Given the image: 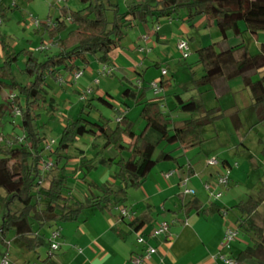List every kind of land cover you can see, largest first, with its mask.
<instances>
[{
  "label": "trees",
  "instance_id": "1",
  "mask_svg": "<svg viewBox=\"0 0 264 264\" xmlns=\"http://www.w3.org/2000/svg\"><path fill=\"white\" fill-rule=\"evenodd\" d=\"M79 1L87 5L68 17L75 29L67 38L58 41L57 54L46 57L44 62H38L27 53L25 73L33 79L30 84L22 87L14 81L11 63L15 57H10V62L6 61L0 68V93L4 88L20 90L22 98L16 96L14 102L21 113L23 135L30 142L27 147L26 144H17L14 139L11 146L2 147L0 138V190L6 195L5 198L0 196V203L5 209L0 225V243L6 246V236L12 232L25 245V249L32 253H37L43 246V241L48 240L41 233L43 229H51V233L59 227L58 224L77 221L86 209L106 212L119 205L125 206L128 191L138 189L157 164L158 160L153 155L161 144L178 143L185 150L196 148L202 143V127L220 117L217 109L206 110L197 99L183 100L176 96L175 101L180 111L197 117H191L169 129L170 121L163 116L158 104L141 102V95L135 103L140 107L139 118L143 121V128L138 133L133 131L134 123L121 115L118 116L120 120L114 129L107 121L91 122L85 117H78L62 129L52 154V169L44 175L38 167L42 160L43 139L34 127V111L38 107V101L42 99L41 91L47 74L57 76L60 68L67 72L77 71L79 68L75 62L80 60L88 64L89 56L96 57L100 64H108L109 54L120 47L128 30L139 24H157L162 19L179 18L180 12L184 11L191 24L196 18L204 16L206 26L215 25L221 35L219 43L197 50V62L202 66L204 75L195 83L203 86L218 78L229 81L241 77L250 91L258 119L264 120V76L257 81L249 79L251 73L264 69V44L255 55H250L243 45L223 47L229 32L234 36H240L244 32L256 36L259 32H264V0H154L153 5L133 3L123 11L112 0ZM66 14L65 9H61V16L53 26L45 27L51 36L59 35L66 29ZM241 23L245 26L244 31L240 29ZM235 52H239L238 58L235 57ZM125 95L135 98L130 89L122 92L124 99ZM20 99L23 100V105ZM94 101L113 109V105L103 97L86 99L84 107L93 109ZM3 106L0 103V127L7 117ZM83 136H89L95 141L102 140V151L111 147L116 152L117 156L101 158L99 162L116 168L112 178L117 184H105L97 195L90 188L84 200L79 201L67 195L66 167L72 160L70 150L75 148L78 139ZM123 153L129 156L123 158ZM161 158L172 157L162 153ZM80 164L88 172L95 167L85 157L80 159ZM45 180L48 181L47 187L39 183ZM91 186L93 184L90 183ZM260 195L264 197V191ZM258 204V201L249 199L231 208L241 215L237 220L238 231L247 235L252 243L236 256V261L253 260L256 264H264V228L251 218ZM222 211L218 206L210 204L202 213L222 214ZM144 223L145 220L135 218L130 226L137 231ZM54 253L47 254L46 261Z\"/></svg>",
  "mask_w": 264,
  "mask_h": 264
},
{
  "label": "crops",
  "instance_id": "2",
  "mask_svg": "<svg viewBox=\"0 0 264 264\" xmlns=\"http://www.w3.org/2000/svg\"><path fill=\"white\" fill-rule=\"evenodd\" d=\"M144 1L134 0L135 3L140 4H143L142 2ZM163 23H165V26H163ZM153 25L155 26V30L152 31L153 37L147 36L144 33L147 37L146 42L142 41L143 34L138 36L137 41L132 42L128 40L129 36L126 33L120 47L109 54L108 64L115 66L116 71L121 74V79L116 84L102 85V82L98 81V84L94 86L93 82L98 79L91 73L88 75L84 85L86 88L93 87L94 90L88 99L96 97L105 98L113 105L112 110H115L117 113L116 119L121 115L134 123L141 120L139 118L140 107L135 105V103L143 95L141 102L149 101L158 104L163 116L170 121L169 129L191 117H197V115L191 116L189 113L180 111L175 101L176 96H179L183 100L189 98L197 99L206 110L217 109L220 117L215 119L213 123L202 127V143L196 148L185 150L178 143L172 145L161 144L159 146L163 147L165 145L159 151L157 158H154L158 160L157 164L138 189L128 191L125 202V207L134 214V219L145 220L144 225L137 231L131 228V222L122 219L118 215V212L115 210L116 207L106 212L96 211L95 209L85 210L77 221L58 224L60 227V237L58 239L60 248L48 261H46L47 251L45 258L41 257L39 250L37 253L28 252L25 249V245L14 236V240L19 242L24 253L29 255L35 254L38 261H41L42 264H131L130 260L133 256H141L145 251V247L136 241L138 236L143 237L146 243L156 250L143 264H224L220 260L219 255L235 259L240 252L252 245L249 237L244 235L242 240L237 239L228 249H220V243L225 231L232 229L231 227H237V220L241 216L236 210H231L233 206L238 204L235 199L229 201L230 195H234L232 191L233 187L235 186L236 190L242 188L247 183L248 174L252 170L260 169L264 166V120L258 119L250 91L245 87L241 77L229 81L218 78L210 84L198 86L195 82L204 75V72L202 66L197 62V54V61L194 64L186 65L192 77L193 89L195 91L189 92V90L186 91L183 87L181 90L177 89V82L174 81V75L169 67L170 64H166V62L173 60L175 56L178 57V60H182L176 51L175 45L179 40H186L190 53L191 50L197 53V50L200 48L219 43L221 35L215 25L207 27L204 16L196 18L191 24L188 22L184 11L180 12L179 18L172 20L162 19L159 23ZM201 28H203L204 37L207 35L208 38L201 41L200 48L196 49L197 47L194 46L195 32L199 33ZM240 29L242 31L245 30L243 23L240 24ZM174 36L176 37L175 42L168 44L167 41L173 40ZM151 42L152 47H147L148 43L151 44ZM263 44L264 32H259L256 36H251L245 32L240 36H234L229 32L223 47L234 48L243 45L250 55H255ZM139 46L149 48L150 52L145 54L139 53L137 51V47ZM252 47H254L255 53H251ZM151 49L156 51L155 58L153 60L148 59L149 66L144 69V61L150 55ZM126 50L139 53L140 55H144V57H140L139 55V59L134 58ZM216 50L219 51V48H216ZM235 57H239V52H235ZM151 65L155 69L154 72L149 69ZM199 67L202 68V75L198 77L196 70ZM163 68L168 70V76L162 79L164 91L157 98L148 87V83L161 79L160 72ZM57 71L58 77H55L56 81L60 78V72L64 70L60 68ZM113 75V78H117ZM94 76L95 79L93 78ZM262 76H264V69L258 73H251L249 79L257 81ZM127 84L132 85L135 89L127 86ZM126 89L132 90L135 98L125 95L126 98L124 99V96L122 97L121 95ZM185 92L187 93L184 94ZM170 95L172 98H170ZM129 98L133 100L134 109L127 103ZM117 99L120 100L118 107L122 109H118L114 105V101ZM133 112L138 113V119L129 116ZM216 124H219V127L225 126L229 130V138L225 143H222L220 140L224 134L223 132H216L211 138L205 139L203 136L205 128L214 127ZM141 126L139 131L143 128V121ZM139 131L134 132L138 133ZM250 135L254 136L256 144L261 148V157L253 156L250 153L247 144L250 141L248 140ZM209 139L213 143L212 146L208 148L206 146L205 149H202L203 144ZM81 140L84 141V143H81L82 146H85L88 141H91V144L96 143L99 146L98 141H100V139L95 141L89 136ZM82 146L79 145V148L75 149L79 155L75 158L77 165L73 166L76 171L82 169L80 167V159L82 157H85L90 163L96 160L94 156L89 155L90 149ZM240 150H242L240 154L242 163H237L234 155H236V151L239 152ZM162 153H167L172 158L162 159ZM122 156L123 158H127L129 155L123 153ZM212 157L219 159L221 163L220 168H212L206 165V160ZM234 164L237 165L235 166ZM224 167L231 168L229 185L220 200H210L203 188V184H214L218 174ZM170 171H173V174L168 179H165L163 174ZM114 173L105 179V184H117L112 178ZM185 177L189 179L187 187L195 191L194 196L183 194L181 181ZM259 180V185L255 188H257L260 195V192L264 191V174ZM90 183L93 186L90 187ZM90 183H88V188H96L97 190L102 188L95 179ZM92 192L96 195L99 194V191L94 192L93 190ZM84 196H86V192ZM232 198H235V196ZM258 202L256 211L251 215L252 219L260 215L258 209L264 203V197H261ZM210 204L221 208L223 210L222 214L207 215L202 213ZM162 222L170 224L169 233L166 236H152V231ZM41 233L43 234L42 231ZM48 233L45 234L46 238L49 237ZM6 245V254L8 256L10 245ZM28 262L31 261L28 259ZM237 262L238 264H256L253 260Z\"/></svg>",
  "mask_w": 264,
  "mask_h": 264
},
{
  "label": "rangeland",
  "instance_id": "3",
  "mask_svg": "<svg viewBox=\"0 0 264 264\" xmlns=\"http://www.w3.org/2000/svg\"><path fill=\"white\" fill-rule=\"evenodd\" d=\"M112 3L119 5L120 9L123 11L128 5L135 2L134 0H112ZM142 3L153 5L154 0H145ZM86 5L87 4H83L79 0H63L60 3L58 2V0H0V68L4 66V63L6 61L10 62V57H15L14 62L11 63V73L14 81H16V83L22 87L30 84L33 79L28 77V75L25 73V65L28 58L27 53H29L31 57L38 62H44L46 57L57 54L56 44L58 43V41L60 39L67 38L69 33L75 29L74 24L71 21H67L66 19L70 17L71 13L82 10L86 7ZM61 9H65L67 13V18L64 20L66 29L63 30L59 35L56 34L54 36H51L48 29L45 28V25L48 21H50L51 23H55L59 16H61ZM30 16L36 18L40 22L41 25L40 28H38L39 30H37V28H35L34 25L30 22ZM163 26H165V23H163ZM153 30H155V26L149 22L144 25L139 24L133 30H128L126 33H128L127 36H129L128 40L134 42L137 41V38L140 34L144 35V33H146L147 36L153 37ZM195 35L196 38L194 46L197 47L196 49H198L201 46L200 42L204 39L207 40L208 36L206 35L204 37L203 28L200 29L199 33L195 32ZM172 39L173 40L167 41V43H174L176 37L174 36ZM46 44L48 46L50 44L53 45L48 47L49 49L47 50L39 51V47H42ZM147 47H152V42L151 44L148 43ZM251 49V53H255L253 50L254 47H252ZM126 52L131 54L134 58L139 59V53L137 54L130 50H126ZM195 52L196 51L191 50V53L186 60H178V57L175 56L173 60H171L170 62H166V64H170L169 67L174 75V81L177 82L178 90H181L183 87L186 91H195L193 89L194 84L192 77L190 76V72H188V69L186 67V65L194 64L197 61V53ZM5 53H7L8 56L5 57ZM155 53L156 51L151 49L150 55L147 57V60L144 61V69L149 66L148 59L153 60L155 58ZM142 56L144 57V55H140V57ZM75 65L84 72V76L75 82L71 80V74L76 70H73L72 72H60L59 77L64 81L61 86H59V84L55 80V77L57 78L58 75H46V81L41 91L42 99L38 101V107L34 111V127L37 129L40 138L43 139V141L41 142L42 149H44L45 144L51 141H54L57 146L62 129L66 126L67 123L76 120L78 117H85L91 122H98L99 120L107 121L112 129H114L116 126L115 122L117 113L115 112V110L101 105L98 101H94V108L89 110L88 108L84 107L85 103L84 101H81L79 94L85 91L86 87L84 85V82H86V79L88 78V75L90 73L95 75L98 81L102 82V85L116 84L118 80L121 79V74H119L118 71L115 70L113 76H116L117 78H113L112 75L111 77H101L98 74L101 64L96 60V57L94 56L88 57V64H84L80 60H77L75 62ZM149 69L152 72L155 71L152 65ZM196 72L199 77L200 75H202V68H197ZM154 74L157 75L156 73ZM95 76L93 77L94 79ZM127 86L135 89L132 85L127 84ZM83 87L85 88L82 89ZM186 93L187 92H185L184 94ZM9 95H15L22 98L20 90L18 88H4L0 93V103H3V111L7 115L5 122L0 127L2 147L11 146L13 140L17 136L23 137L21 117L13 118L7 108L6 103ZM170 98H172L171 95ZM119 101V99L115 100L114 105H116L118 109H122L121 107H118ZM20 103L21 105H23V100L20 99ZM127 103H129V105H131V108L134 109L132 99L129 98L127 100ZM129 116L135 119L138 117V113L133 112ZM141 124V120L138 122L135 121L133 130L135 132L139 131V129L142 127ZM219 126V124H216L214 127L210 126L205 128L203 134L204 138H211L216 134V132H223L224 134L221 136L220 140L222 143H225L229 138V130L225 126ZM86 137L88 136H83L82 138L78 139L77 144L74 146L75 148L70 150L69 155L72 157V160L68 162L66 167V175L68 177L67 195H71L74 199H77L79 201H83L84 193L89 192L90 188H88V183L95 179L99 183L100 187H103L105 185V179H107L109 175L115 172V167H108L100 163L99 160L101 158H111L116 155V152L111 147H108L102 151V140L98 141L99 146H97L96 143H94V146L93 144H91V141L86 142V145L82 146L81 143H84V141L81 139ZM248 140H250L249 142H247L250 153L253 156L261 157V148L256 144L254 136L250 135ZM26 142V144H30L27 139ZM212 144L213 143L211 139H209L203 144L202 149H205L206 146L208 148L212 146ZM79 145L84 148L90 149L89 155L94 156L96 159L95 161L91 162L95 167L89 172L82 165H80L82 169L79 171H76V169L73 168L74 165H77V163H75V158L79 155L77 151H75V149L79 148ZM164 146L165 145L156 149L153 158H157L159 151L163 149ZM241 151L242 150H240L239 152L236 151V155H234L235 161L237 160V163H242V159H240ZM44 162H50L53 164L54 156H52V154L49 156V153L42 152V160H40L38 167L41 168ZM249 171L251 172V170ZM263 174L264 166L263 168L252 170V172L248 174L249 178L247 180V183L242 188L236 190L235 186L233 187L232 191L234 192V195H230L229 201H233V199H235V201H237L236 203H239L240 201H246L249 198L259 201L261 197L257 191V188L255 187L259 185V179L262 178ZM43 186H48L47 180L43 181ZM90 190H94V192L99 191L96 188ZM224 191L225 190H223L222 192L224 193ZM0 196L2 198L6 197L3 190H0ZM233 196H235V198H232ZM258 211L260 215L253 217V220L256 222V224L264 227V203L261 205ZM4 214L5 209L0 203V225L2 216ZM231 228L238 231V228L235 226ZM50 231L51 229L47 228L42 230L43 234L49 232L48 235L50 234ZM238 233V240H242L244 236L243 232L238 231ZM5 244L10 245L9 255L7 256L6 254L7 245L5 246L0 243V263L3 258L7 257L9 264H42L41 261H38L35 254L30 253L31 255H29L27 253H24L19 242H16L14 240V234L12 232H10L6 236ZM48 245V240H45L43 241V246L39 249V254L43 258L46 257V253L49 250ZM28 259L31 262L27 263Z\"/></svg>",
  "mask_w": 264,
  "mask_h": 264
},
{
  "label": "built area",
  "instance_id": "4",
  "mask_svg": "<svg viewBox=\"0 0 264 264\" xmlns=\"http://www.w3.org/2000/svg\"><path fill=\"white\" fill-rule=\"evenodd\" d=\"M63 0H58V2H62ZM30 22L34 25L35 28H40V22L30 16L29 18ZM67 21H71L70 18H67ZM46 27H51L53 26V23H51L50 21H48L45 25ZM158 29V28H157ZM156 29V30H157ZM142 41L146 42L147 41V37L146 36H142ZM53 44H50L49 46L46 44L42 47H39V51L42 50H47L49 49L48 47H50ZM177 53L179 54L180 59L182 60H186L189 55H190V49H189V45L188 42L186 40H179L175 46ZM137 51L141 54H145V53H149L150 49L147 47H142L139 46L137 47ZM116 67L109 65V64H101L100 70H99V75L100 76H111L113 75V73L115 72ZM83 70L79 69L75 72H73L71 74V80L73 82L79 80L82 76H83ZM161 79L159 80H153L151 82L148 83V87L152 90L153 95L156 96L157 98H159L162 94H163V86H162V79L166 78L168 76V71L167 69L163 68L161 69ZM57 83L59 85L63 84L64 81L62 78H58L57 79ZM98 84V80H95L93 82V85H97ZM93 87H88L85 89L84 92H82L80 94V99L81 101H85L86 99H88L92 94H93ZM15 95H9L8 96V100H7V108L10 112V114L12 115L13 118L16 117H20L21 113L19 108L16 106L14 99H15ZM120 119L117 118L116 122H118ZM17 144H26V138L25 135H23V137H19L17 136L16 138ZM27 146H30V144H26ZM55 146L56 143L54 141H51L47 144H45V147L43 149V152L49 153V156L51 154H53L54 150H55ZM206 165L212 168H220L221 167V163L219 161L218 158L216 157H212L206 160ZM236 166V164H234ZM53 164L50 162H44L40 168L41 173L42 174H47L48 172H50V170L52 169ZM230 173H231V168L230 167H224L220 173L218 174L216 181L214 184L211 183H204L203 184V188L206 191V193L208 194V197L210 200L213 201H217L220 200V198L223 195V190H225L230 182ZM173 174V171L168 172L163 174V177L165 179H168L171 175ZM188 178L185 177L182 181H181V187L183 190V194L185 195H190V196H194L195 195V191L192 189H189L187 187V182H188ZM40 184L43 185V182H39ZM115 210L118 212V215L122 218L127 220L128 222H132L134 219V214L125 206L123 205H119L116 206ZM169 229H170V224L168 222H162L158 225L157 228H155L152 231V236H166L169 233ZM238 231L236 229H227L223 235V238L221 240L220 243V249H228L230 247V245L234 242L237 241L238 239ZM60 237V227H57L55 229L52 230V232L49 234L48 237V243H49V250H48V255L53 254L54 252L58 251L60 248V244L58 243V239ZM137 243L140 245H143L145 247V251L143 253V255L141 256H133L130 260L131 264H143L145 260H148L150 258V256L156 251L153 247L149 246L146 243V240L141 237L138 236L136 239ZM220 260H222L224 262V264H238V262L230 257H226L224 255H219ZM0 264H9L7 257L3 258Z\"/></svg>",
  "mask_w": 264,
  "mask_h": 264
}]
</instances>
